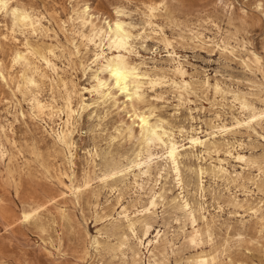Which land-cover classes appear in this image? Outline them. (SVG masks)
I'll list each match as a JSON object with an SVG mask.
<instances>
[{
    "label": "rangeland",
    "instance_id": "rangeland-1",
    "mask_svg": "<svg viewBox=\"0 0 264 264\" xmlns=\"http://www.w3.org/2000/svg\"><path fill=\"white\" fill-rule=\"evenodd\" d=\"M10 2L24 10L41 32L30 34L10 15L0 16V127L4 128V132L0 129V146L9 154L8 160L0 161V264H134L136 259L148 264V252L138 251L135 242L124 233V225L119 223L118 229H114L106 221L122 205L139 219L136 212L148 203L154 191L161 195L156 214L142 218L138 232L143 235L146 225L152 228V237L158 232L164 235L159 251L165 258L159 257V264H192L201 251L220 255L214 264H264L262 224L243 210L217 208L219 201L227 204L230 200L227 184L215 179L211 172L213 160L202 156L200 150L185 152L180 161L183 196L195 207L197 228L203 238L209 228L214 231L213 247L207 241L203 248L195 244L191 223L182 209L181 191L164 161H159L153 171L154 178L144 183L143 191L134 185L133 171L113 175L138 160L141 146L122 132L133 121L123 96L118 97V105L114 107L98 102L85 91L93 81L90 73H84L82 64L92 61L94 47L84 37L87 33L79 28L75 14L88 7L94 23L100 27L122 22L136 35L143 34L144 40L137 41V45L141 56L153 65L150 59L155 49L162 57L167 52L158 43L157 32L147 24V9L165 2L168 14L160 16L158 23L164 28V34L175 42L193 79L201 81L208 77L212 84L246 90L250 83L259 82L260 74L246 72L239 56L223 55L216 47H199L182 41L180 30L170 20L176 19L191 27L201 22L206 35L220 42V34L213 27L216 24L232 45H238L237 39H245L248 48L264 60V14L259 8L264 0ZM23 32L37 53L54 51L52 60L59 68L57 76L33 57H28L31 66L15 64V53L25 51ZM158 64L164 68L170 66L164 59ZM62 81L69 87L76 86L77 104L85 103L74 122L73 162L70 151L50 136L48 112H38L30 103L38 96L45 102L54 100L60 111L65 110L67 95ZM146 107L154 109L157 118L175 128L202 129L203 137L214 132L210 126L218 114L227 125L234 123L233 118H240L238 111L232 109L230 99L224 101L213 92L197 91L181 101L168 85L154 92L149 90L145 101L138 105L139 109ZM256 130L258 134L242 129L229 140L242 144L246 155L258 157L264 151V131ZM217 140L224 143L219 133ZM200 167L208 172L203 180L205 200L200 197ZM164 169V178L157 186V174ZM229 169L239 186L248 185L252 172L256 174L254 170H243L233 160L229 161ZM231 189L233 193L239 191L234 186ZM238 194L244 199L242 193ZM261 197L254 194L250 199L257 205ZM201 204L208 211L207 221L199 210ZM239 233L244 236L241 242L235 239ZM124 237L128 241L121 246ZM94 239L101 244L99 251L95 250ZM226 241L230 242V249L223 254Z\"/></svg>",
    "mask_w": 264,
    "mask_h": 264
},
{
    "label": "bare ground",
    "instance_id": "bare-ground-1",
    "mask_svg": "<svg viewBox=\"0 0 264 264\" xmlns=\"http://www.w3.org/2000/svg\"><path fill=\"white\" fill-rule=\"evenodd\" d=\"M259 8L264 14V4H260ZM147 10V24L157 32L158 43L164 46V50L167 52V55L162 57L158 50L155 49L152 53L153 57L150 59L153 65H150L148 59L141 56L137 45V41L144 40L143 34L136 35L132 29L122 22L107 23L106 28L100 27L94 23L88 7L81 12L76 11L75 13L79 28L87 33L86 35L84 34V37L94 47L92 61L82 64L84 73H90L93 81L91 86L86 88L85 91L94 96L98 102L103 104L110 103L114 107L118 105V97L123 96L126 99L124 105L131 109L133 121L122 132L129 139L136 140L141 146L138 160L131 166L114 172L113 175L126 174L133 171L134 185L137 189L143 191L144 183L154 178L153 171L158 168L159 161H164L173 173L176 185L181 191L182 209L188 215L191 223L195 244L199 248H203L205 241H207L213 247L216 236L214 231L209 228L205 238H203L202 233L197 228L195 207L183 196L184 183L180 161L184 158L185 152L195 153L200 150L202 156L206 155L213 160L211 172L215 179L227 184L230 200L227 204L219 201L217 208L222 211L227 206L235 211L243 210L259 221L264 230V151L258 157H251L242 151V144L233 143L229 140V137L241 133L242 129L253 131L256 134H258L256 128H261L264 131L263 58L254 50L248 48L249 43L245 39L236 40L241 49L237 47L238 45H232L225 36L223 37V30L216 24H213V27L220 34V42H216L206 35L201 22L196 27H191L182 21L172 19L170 24L180 30L179 38L182 41L199 47H216L223 55H231L235 58L239 56L241 65L246 72L256 76L260 74L261 77L259 82L250 83L246 90L230 89L220 83L212 84L208 77L203 78L201 81H195L189 73L184 60L178 54L175 42L164 34V28L158 23L160 16L168 14L167 3L160 2L151 5ZM2 15H10L16 24L22 26L30 34L38 35L41 32L39 25L33 22L24 10L12 5L10 0H0V16ZM23 34L25 51H17L15 53V64L31 66L28 57H33L36 60L39 59L46 69L57 76L59 68L52 60V58H55L54 51L49 50L48 52L37 53L30 43L29 37H27L25 32ZM240 53L245 55L240 56ZM163 59L170 64L168 68L159 66L158 63ZM2 77L5 78L3 73ZM166 85L170 86L179 95L181 101L196 94L197 91H201L203 94L213 92L215 96L222 97L224 101L230 99L232 109L238 111L240 118H233L234 123L227 125L222 122V118L218 114L216 116L217 124L215 122L210 126L214 132H208L203 137L204 132L202 129L192 128L191 130H186L184 128H175L165 120L157 118L154 109L151 107L138 108V105L145 101L149 90L154 92L158 87ZM62 86L67 95V107L65 110L60 111L54 104V100L49 103L40 100L38 96H34L30 103L36 111L43 114L48 112L46 116L50 121V136L55 142L70 151L73 162L76 150L74 122L80 110L85 107V103H76L78 91L75 85L69 87L67 82L62 81ZM57 121L59 122L57 123ZM136 125L138 129H136ZM0 129L4 132L3 127H0ZM218 133L224 138L223 144H220L217 140ZM8 158L7 150L0 146V161L5 162ZM230 160L238 163L243 170L255 171L256 174L252 172L248 179V185L239 186L236 184L229 169ZM164 172L165 169L159 170L156 177L157 186L164 178ZM198 175L201 180L199 186L200 197L205 200L206 191L203 180L208 175V172L203 167H200ZM231 186H234L239 191L233 193ZM77 192L78 189L76 190ZM238 193H242L244 199H241V195ZM254 194L262 196L260 203L257 205H254L250 199ZM160 197L161 195L158 192L154 191L151 193L148 203L136 212L140 216L139 219L136 218L137 215L133 216L128 208L122 205L120 209L114 210L112 215L107 216L106 221L114 229H118L119 223L124 225V233L128 234L132 241L135 242L138 251L142 253L145 249L148 252V264H159V257L165 258L159 251L160 242L163 240L164 235L158 232L152 237V228L146 225L144 226L143 235H140L138 230L142 218H150L156 214ZM199 210L202 211L203 220L207 221L206 213L208 211H206L205 204L199 205ZM243 238L244 236L241 233L235 237L237 242H241ZM127 241V238L124 237L121 246ZM93 245L96 246L95 250L99 251L101 244L97 239H94ZM229 249L230 242L226 241L223 254H226ZM219 257L220 255L215 254V252L207 253L201 251L192 264H214L218 262ZM139 260H134V264H143L142 260L141 263H139Z\"/></svg>",
    "mask_w": 264,
    "mask_h": 264
}]
</instances>
